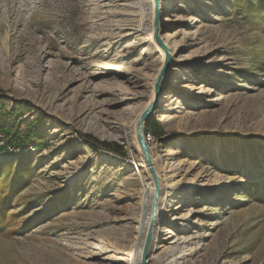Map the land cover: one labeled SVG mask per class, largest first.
<instances>
[{
  "label": "rangeland",
  "instance_id": "374dc122",
  "mask_svg": "<svg viewBox=\"0 0 264 264\" xmlns=\"http://www.w3.org/2000/svg\"><path fill=\"white\" fill-rule=\"evenodd\" d=\"M139 2L0 0V134L24 146L0 149V191L19 189L0 264L128 263L154 183L136 116L163 59L134 30ZM164 19L177 63L150 119L163 135L146 142L199 190L184 203L178 192L164 227L195 238L183 264H264V0H174ZM89 121L106 135L127 124L134 149Z\"/></svg>",
  "mask_w": 264,
  "mask_h": 264
},
{
  "label": "bare ground",
  "instance_id": "6f19581e",
  "mask_svg": "<svg viewBox=\"0 0 264 264\" xmlns=\"http://www.w3.org/2000/svg\"><path fill=\"white\" fill-rule=\"evenodd\" d=\"M173 1L174 0H163V2L159 4L157 10L155 6V0H140V2L138 3L139 12L135 13V17L137 18L135 19V32L139 35H145L147 37L146 40L150 42L149 53H153L155 50H159L161 52V57H163L161 69L157 74L159 75L163 70L166 69L165 75L162 79L163 91H165L168 81L170 80L168 74L170 72L171 67H173L172 62L177 63L176 58L178 52L176 48L171 47V44L169 43L170 38L166 36L164 31H162L164 30L163 25L167 20L164 19L163 21H161L159 27H156L154 20L156 13L158 12V14H160L161 16L164 15V13L172 6ZM157 30H159L158 38L160 41H162L163 45H159L156 40L154 41V34ZM165 52H169V56L171 58L168 62L166 61ZM175 70H177V68L174 69V71ZM155 84L156 82H154L153 85V91L150 95V101L143 109L142 113L145 112L144 110L148 108L154 100ZM163 100L164 98L160 100L156 108L160 105ZM132 114L133 112L127 115L132 116ZM141 114L136 116L137 120L139 119ZM86 127L88 131L93 134H96L101 139H115L122 142L125 141L128 143V147L131 150L134 149L132 141L131 139H129V126H127V124L121 127V130L118 135H106L101 130V128L95 122L93 123L92 121H89V123L86 122ZM161 158V156H157V158L153 159L152 161L153 165L154 163H156L159 166V169H161L159 175L157 174L158 180H160V182L162 183V188L160 189L159 194V200L157 201V203L155 202V195L157 194V187H155L156 185L154 183H144L143 192L140 198L145 203V214H143L136 223L137 236L134 239L133 245L127 253V264H142L143 248L145 245V240L150 232L152 234L151 245L148 254L149 259L153 257L156 259L159 258L162 260V262L159 260L161 264H183V260H186L188 257L193 256L197 252L196 241L193 236H190L185 239H180L178 235L175 234L171 229L168 230L164 227L166 222L170 221L169 217L167 218V214H164V212L167 213L169 207L170 210H172L174 205L180 203L177 200L179 198L176 196L179 191L183 189L187 191L184 194V199H181V202L184 203V201L190 199V196H192L193 194H198L199 190L195 189L194 187H187V185L181 183L180 180H176L181 170L179 168H174L173 165H168L166 167L162 164ZM154 209L156 213L155 216L153 213ZM173 217L171 219L172 221H175ZM162 243H166L165 246H161ZM159 248H162V252L157 257H155L154 255Z\"/></svg>",
  "mask_w": 264,
  "mask_h": 264
},
{
  "label": "water",
  "instance_id": "95a60500",
  "mask_svg": "<svg viewBox=\"0 0 264 264\" xmlns=\"http://www.w3.org/2000/svg\"><path fill=\"white\" fill-rule=\"evenodd\" d=\"M160 4V0H155V6H156V9L158 10V6ZM160 14H158V12L156 13V16H155V20H154V23L156 24V27H159V24L158 23V18H159ZM158 33H159V30L156 31V33L154 34V38L156 39V41L158 42V44H162V41L159 40L158 38ZM166 49V47H165ZM166 53V61L168 62L171 58L169 56V52H165ZM168 53V54H167ZM165 70H163L160 74H159V79H157L155 82V88H154V100L152 102V104L146 108L144 111V113H142V115L139 117L137 123H136V139L138 140V143H139V146H140V150L142 152V155H143V158H144V162L147 164V166L151 169V173H152V176H153V179H154V184H156V187H157V194L155 195V202L157 203V201L159 200V194H160V183H159V180H158V177H157V174L155 172L154 169H152V166H153V162H152V158H151V155H150V147L148 146L145 138H144V135H145V130H146V125L148 124V122L150 121V119L152 118V115H153V110L156 108V106L158 105V103L160 102L161 100V94L163 92V85H162V79L165 75ZM154 213V216L156 215L155 213V209L153 211ZM151 232L148 234L146 240H145V245H144V248H143V253H142V264H149V257H148V254H149V248H150V245H151Z\"/></svg>",
  "mask_w": 264,
  "mask_h": 264
},
{
  "label": "trees",
  "instance_id": "16d2710c",
  "mask_svg": "<svg viewBox=\"0 0 264 264\" xmlns=\"http://www.w3.org/2000/svg\"><path fill=\"white\" fill-rule=\"evenodd\" d=\"M1 104H0V109H1ZM146 132H151L152 134L155 135V137L160 138L163 135V129L162 126L159 124V122L155 119L152 121L148 122L147 127H146ZM34 133V131H32ZM90 138V137H88ZM19 143V142H18ZM99 143V142H98ZM21 145V143H19ZM99 145L103 146L106 148V150H111L114 151L118 154H121V152L124 150V148L118 144H107V143H99ZM24 147V146H22ZM20 147V148H22ZM19 191L18 188H9V191L6 192L5 190L0 191V233L3 231L4 226L1 219L3 220L5 217V212L7 208L12 204V201L16 195V193Z\"/></svg>",
  "mask_w": 264,
  "mask_h": 264
},
{
  "label": "built area",
  "instance_id": "2783aa9c",
  "mask_svg": "<svg viewBox=\"0 0 264 264\" xmlns=\"http://www.w3.org/2000/svg\"><path fill=\"white\" fill-rule=\"evenodd\" d=\"M144 138L149 143L153 142L152 135L149 132L148 133L145 132ZM8 145H9L8 144V138H6V136L4 134H0V149L8 148L7 150L11 154H17V153H20L22 151V148H20V147L18 148V147H15V146H8ZM29 149L34 150L31 147Z\"/></svg>",
  "mask_w": 264,
  "mask_h": 264
}]
</instances>
